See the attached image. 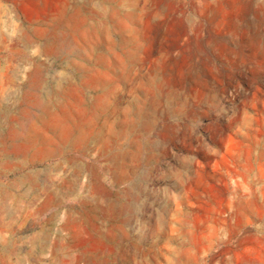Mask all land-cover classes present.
Listing matches in <instances>:
<instances>
[{
	"label": "rangeland",
	"instance_id": "1",
	"mask_svg": "<svg viewBox=\"0 0 264 264\" xmlns=\"http://www.w3.org/2000/svg\"><path fill=\"white\" fill-rule=\"evenodd\" d=\"M122 1L0 0V144L55 138L0 190L62 165L0 264H264V0Z\"/></svg>",
	"mask_w": 264,
	"mask_h": 264
},
{
	"label": "bare ground",
	"instance_id": "2",
	"mask_svg": "<svg viewBox=\"0 0 264 264\" xmlns=\"http://www.w3.org/2000/svg\"><path fill=\"white\" fill-rule=\"evenodd\" d=\"M178 1V0H177ZM215 1V0H214ZM256 1V0H255ZM123 2H125V1H122L121 3H123ZM175 2V1H174ZM179 2V1H178ZM209 2H211V0H209ZM263 2V1H262ZM264 3V2H263ZM170 4V3H169ZM173 5V4H172ZM175 5V4H174ZM254 5V4H253ZM262 5V4H261ZM134 8V6H127V5H120L118 8H117V11L119 12V13H121V12H123L122 14L125 16H133V12H131L132 11V9ZM193 8V7H192ZM263 8V7H262ZM209 9H211V8H209L208 7V11H209V13H211L210 12V10ZM126 10H129V12H125ZM131 10V11H130ZM1 11V10H0ZM137 11H138V13H137V16H141L142 15V10H140L139 11V9L137 8ZM258 11V10H257ZM260 11V10H259ZM157 12V11H156ZM136 13V12H135ZM121 14V15H122ZM179 14V13H178ZM225 14V13H224ZM223 14V15H224ZM98 15V14H97ZM108 15V14H107ZM110 15H112V13L110 14ZM114 16V15H113ZM5 17V16H4ZM99 17V16H98ZM158 17V15L157 14H152L151 15V18H153V20H155L154 18H157ZM103 18V17H102ZM141 18V17H140ZM160 18H161V16H160ZM2 19V18H1ZM10 19V18H9ZM11 21V20H10ZM6 22V21H5ZM141 22V21H140ZM8 24V23H7ZM93 24V23H92ZM87 25V24H86ZM108 25V24H107ZM2 26V25H1ZM96 26V25H95ZM99 26V25H98ZM157 26H159V25H157ZM156 26V27H157ZM228 26H229V23H228ZM114 27V26H113ZM131 27V26H130ZM160 27V26H159ZM158 27V28H159ZM215 27V26H214ZM36 28H38V27H36ZM46 28V27H45ZM91 28V27H90ZM95 28H97V27H95ZM116 28V27H115ZM114 28V29H115ZM47 29V28H46ZM51 29V28H50ZM117 29V28H116ZM157 29V28H156ZM130 30V29H129ZM143 30V29H142ZM141 30V31H142ZM40 31V30H39ZM42 31H44V30H42ZM54 31V30H53ZM60 31V30H59ZM99 31V30H98ZM144 31V30H143ZM55 32V31H54ZM153 32H157V31H153ZM57 33V32H56ZM61 33V32H60ZM99 33V32H98ZM105 34H106V32H104ZM2 34V33H1ZM152 34V33H151ZM97 35V34H96ZM99 35V34H98ZM108 35V34H107ZM160 35V34H159ZM48 36V35H47ZM54 36V35H53ZM0 37H1V35H0ZM155 37V36H154ZM157 37V36H156ZM0 39H2V38H0ZM2 45V44H1ZM67 45H68V43H67ZM64 46V45H63ZM98 47V46H97ZM63 48H65V47H62V49ZM67 48V47H66ZM96 48V47H95ZM97 49V48H96ZM99 49V48H98ZM60 50H61V48H60ZM58 55V54H57ZM65 55V54H64ZM68 55V54H67ZM140 61V60H139ZM181 64V63H180ZM182 70V69H181ZM90 74V73H89ZM182 74V73H181ZM184 74V73H183ZM16 75H17V73H16ZM65 75V74H64ZM61 76V75H60ZM183 76V75H182ZM190 76V75H189ZM193 76V75H192ZM189 78V77H188ZM59 79H61V78H59ZM181 79V78H180ZM182 80V79H181ZM180 81V80H179ZM6 91V90H5ZM12 93V92H11ZM7 94H8V92H7ZM7 94H5L4 93V91L2 90V88L0 87V100H2L3 98H5V95H7ZM14 94V93H13ZM16 94V93H15ZM12 96V95H11ZM7 99V98H6ZM205 105V104H204ZM43 107H44V109L46 110V112L48 113V114H50L51 113V108H52V106H50V105H46V104H44L43 105ZM12 128V127H11ZM10 131H12V130H16L15 132L14 131H12V133H11V135H10V139H14L15 141L14 142H16L17 140H20V139H22L23 141H25V142H22V143H13V148H14V150H9L8 149V147H6V145H5V138H3V139H1L2 141H1V144H0V155H1V157L2 156H6V155H10L12 158H13V155L14 156H17V157H20V155H22L23 153H27L29 150H30V148H32V147H38V146H42V149H45V151H46V153L48 154V152L49 151H51L52 150V146L51 145H53L54 144V140H55V138H54V140H53V137L52 136H48V135H46V134H40V132H38V134H32V135H28V136H23L22 134H21V132L20 131H18L16 128H13L12 130L11 129H9ZM74 136V137H73ZM74 138V139H72V142L70 143V145H69V143H68V141H69V139H71V138ZM82 137L80 136V135H68V137H67V139L65 140V141H63L62 143H63V146H66V145H68V147L69 148H72V145L74 144V143H76V141H78V140H80ZM62 139V138H61ZM13 142V141H12ZM61 144V143H60ZM84 145V144H83ZM52 147V148H49V147ZM80 146V145H79ZM43 147H45V148H43ZM58 147V146H57ZM66 148V147H65ZM74 149V148H73ZM62 150V149H61ZM60 150V151H61ZM48 151V152H47ZM62 152V151H61ZM34 156H35V153L33 154ZM33 155H32V158H33ZM16 157V159H18ZM16 159H14V160H12V161H10V169H17L19 166H22L23 164H24V162H23V160L24 159H19V160H16ZM69 161H71V162H73V163H75L74 162V160H69ZM78 164V163H77ZM76 164V165H77ZM61 165V164H60ZM60 165L59 164H56V165H54V166H51L49 169H47V170H45V171H32V172H28V173H26V174H24L23 176H21L20 178H18L15 182H13V184L15 185V188L17 189L18 187L20 188H23L22 186H25V185H27L28 184V187L26 188V190L25 191H23V192H20V194H13V193H11L10 191H5V190H0V215H1V217L4 215V214H7V213H10V214H12V215H14V216H16V214L17 213H19L23 208H24V206L22 205V203H20V201H22V197H24V196H26V195H28V194H30V193H34V195H33V197L34 198H36L38 195H40V194H43V195H45L46 196V199H45V201H44V203H43V206L41 207V208H43V207H50L51 205H52V203L53 202H56V203H59V199L61 198L60 197V193H61V191H62V188L61 187H58V185H56L55 183H54V181H56V180H54V179H52V177H51V171L53 170V169H59L60 168ZM79 165V164H78ZM62 166V165H61ZM77 170V169H76ZM54 171V170H53ZM52 171V172H53ZM72 172H74V171H72ZM42 177V178H41ZM75 177V176H74ZM78 178V177H77ZM72 179V178H71ZM70 178H69V180H71ZM75 180H77L76 178H74ZM78 179H80V178H78ZM65 180H67V179H65ZM59 182L61 181V180H58ZM72 181V180H71ZM78 181H80V180H78ZM74 182V181H73ZM73 182H71L70 184H73ZM77 182V181H76ZM69 183V182H68ZM67 183V184H68ZM59 184V183H58ZM75 184V183H74ZM84 184V183H83ZM78 185V184H77ZM77 185H76V187H77ZM65 186V185H64ZM26 187V186H25ZM62 187H63V185H62ZM73 187V186H72ZM77 188H79V189H81L82 188V185H80L79 184V186L77 187ZM77 188H75V189H77ZM24 189V188H23ZM22 189V190H23ZM66 189L68 190V189H70V191H73V188H71L69 185H67V187H66ZM72 189V190H71ZM21 189H19V191H20ZM69 191V192H70ZM77 191H78V189H77ZM81 191H83V189L81 190ZM63 192H64V190H63ZM76 192V191H75ZM79 192V191H78ZM15 193V192H14ZM19 193V192H18ZM68 193V192H67ZM71 194H72V192H71ZM68 195H69V193H68ZM29 196V195H28ZM30 196H32V195H30ZM62 196H64V195H62ZM40 197V196H39ZM38 197V198H39ZM30 198V197H29ZM26 199H28V197L26 198ZM29 200V199H28ZM36 201V200H35ZM34 201V202H35ZM25 202H27V201H25ZM38 202V201H37ZM34 204V203H33ZM48 204H49V206H48ZM51 204V205H50ZM24 205H26V203L24 204ZM27 205H29L30 207L29 208H31L32 206H34V205H31V204H27ZM26 205V206H27ZM37 205V204H36ZM36 205H35V207H36ZM26 209H27V207H26ZM35 209V208H34ZM29 210V209H28ZM25 211V210H24ZM56 218V217H55ZM66 250V249H65ZM68 251V250H67ZM66 256V255H65ZM61 260V259H60ZM63 261H62V263L61 264H70V261H71V258H67V257H63V259H62Z\"/></svg>",
	"mask_w": 264,
	"mask_h": 264
},
{
	"label": "crops",
	"instance_id": "3",
	"mask_svg": "<svg viewBox=\"0 0 264 264\" xmlns=\"http://www.w3.org/2000/svg\"><path fill=\"white\" fill-rule=\"evenodd\" d=\"M129 2L131 1V0H128ZM121 2H122V0H121ZM130 3H132V1L130 2ZM120 5H121V3H120ZM119 5V6H120ZM18 131H20V129H17ZM12 131H16V130H12ZM12 131H10V133H12ZM11 135V134H10ZM20 140H22V139H20ZM5 141V140H4ZM22 142H25V141H21V142H19V143H22ZM5 145H6V142H5ZM6 147H7V145H6ZM38 147H40V146H38ZM32 148H35V147H32ZM31 149V148H30ZM29 153V151L27 152V153H23L22 155H20V157H17V156H14L13 155V158L10 156V155H6V156H2L1 157V155H0V166H3V167H10V161H12V160H14V159H16V157L18 158V159H16V160H19V159H24L23 160V162L25 163V162H29L28 161V156H27V154ZM35 153V152H34ZM30 157V156H29ZM34 155H33V158H32V156H31V159H34ZM51 205V204H50ZM43 205H41V207H42ZM48 206H49V204H48ZM38 208L39 210H44L45 208H48V207H43V208ZM6 218H9L10 219V221L9 222H11V220H15V218H16V216H14V215H12V214H10V213H7V214H4L2 217H1V215H0V232L1 231H3L4 229H6L7 228V225H8V223L6 222ZM128 234L126 233V232H123L122 233V236H127ZM137 239H138V237H137ZM63 258H61V260H60V262H62L63 260H62ZM74 258H72L71 257V261H70V264H72L73 262H74Z\"/></svg>",
	"mask_w": 264,
	"mask_h": 264
}]
</instances>
